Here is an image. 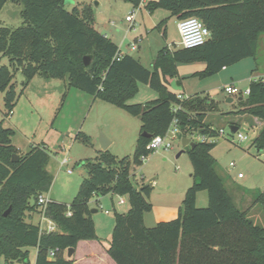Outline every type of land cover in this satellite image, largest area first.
I'll return each instance as SVG.
<instances>
[{
    "label": "trees",
    "instance_id": "1",
    "mask_svg": "<svg viewBox=\"0 0 264 264\" xmlns=\"http://www.w3.org/2000/svg\"><path fill=\"white\" fill-rule=\"evenodd\" d=\"M9 1L23 3L24 20L17 28L0 26V54L10 59L9 65H0V91L5 93L9 113L18 100L13 79L20 70L26 79L24 86L36 75L66 80L67 86L90 94L94 100L109 102L139 117L141 130L132 159L101 150L95 160L83 164L88 175L71 204L54 199L43 211L38 197L51 194L50 154L44 147L21 153L13 143L15 130L0 121V264L29 262L33 246L37 248L35 264H74V253L67 255L69 248H76L81 240L100 239L89 201L109 193L125 196L130 204L127 212L116 213L107 246L116 264H264V226L239 209L225 188L212 154L214 142L193 140L196 145L188 154L194 182L185 193L179 214L152 227L145 224V213L153 208L152 186H137L131 170L133 165L143 164L151 138L166 133L174 119L180 137L193 132L216 134L205 123L207 112L215 109L213 99L201 93L180 99L169 89L168 78L179 75V63L204 62L205 68L193 74L204 79L255 57L264 33V0L148 1L146 7L151 12L167 9L177 20L195 16L211 30L203 45L173 50L163 47L151 68L131 54L116 58L121 52L119 45L94 26L89 5L68 10L67 0H0V11ZM132 1L136 6L141 2ZM160 26L165 35V19ZM87 55L91 57L89 65L84 63ZM140 83L150 85L159 96L146 103H129L139 92ZM177 106L180 108L175 111ZM227 114L264 119V82L253 79L250 94L239 98L238 109ZM254 144L264 148V126ZM14 154L19 155L17 161ZM201 190L208 192L206 207L197 206ZM257 200L264 212V192ZM43 212L58 225V231L40 229ZM33 213L39 215L38 222L28 220ZM51 250H56L54 257L49 256Z\"/></svg>",
    "mask_w": 264,
    "mask_h": 264
},
{
    "label": "rangeland",
    "instance_id": "2",
    "mask_svg": "<svg viewBox=\"0 0 264 264\" xmlns=\"http://www.w3.org/2000/svg\"><path fill=\"white\" fill-rule=\"evenodd\" d=\"M150 1V0H148ZM147 1V2H148ZM91 6L94 14V26L99 31H106L115 41H123L125 50L137 37L142 38L138 44L136 55L140 48L144 51L143 64L150 67L153 55L168 46L169 40H177L176 19L170 16V11L158 8L156 12L160 19H165L169 40L165 38L164 29L152 26L149 22L150 11L146 4L141 7L134 5L132 0H67L66 8L82 9ZM23 3L9 1L0 12V26L17 28L23 25L21 11ZM134 15V27L126 19ZM163 17V18H162ZM173 43V42H171ZM120 48L121 43H117ZM203 62L179 63L181 73L184 70L195 71ZM8 56L0 54V65H9ZM204 79L177 78L172 81V88L181 93L199 91L209 95L215 104V109L207 112L205 123L213 131L209 141L214 142L212 154L216 158V170L223 184L239 209L245 211L256 224L264 226L262 204L257 200L264 192V148L254 144L264 119L256 124L249 114H227L239 107L240 95H227L220 86L219 79L233 81L234 85L245 90L253 79L264 78V33L260 35L258 52L255 57H249L229 66L221 75ZM233 77V80H232ZM25 76L17 71L13 82L16 85L18 100L9 110L5 105V93L0 91V121L15 130L13 143L21 153H28L33 147H44L50 154L47 169L53 177L51 193L56 200L71 204L80 188L83 179L88 175L84 167L87 160H95L103 150L101 139L111 142L107 148L111 153L133 158L140 137L141 120L124 109L109 102L94 100L93 97L72 86L60 78H46L36 75L27 86H24ZM185 80L183 84L180 81ZM198 87V88H197ZM197 88V89H196ZM159 93L146 83L139 84V92L129 103H146ZM9 114V115H7ZM256 124V125H255ZM232 125L239 130L232 131ZM223 129L224 134L219 131ZM79 132L81 136L78 137ZM238 133L248 136L241 141ZM198 132L189 133L194 141L199 140ZM82 136H85L84 139ZM190 146H184L182 139L174 142L170 150L161 149L151 153L142 165H133V181L137 186L148 184L152 186L151 202L153 208L145 213V224L154 226L162 208L176 206L178 216L185 193L194 182L193 165L188 154ZM181 154L178 156V153ZM68 157L70 160L64 166L61 161ZM235 165L232 166L231 163ZM73 169V172H68ZM242 177H239V174ZM120 197L126 200L119 204ZM209 204L208 192L201 190L197 196V206L206 207ZM130 204L125 196L109 193L103 196H93L89 201L92 218L97 234L106 241L112 236L117 212H127ZM31 219L38 222L39 215L33 213ZM168 219V220H169ZM167 220V219H163ZM37 248L31 247L29 262L15 261L13 264H35ZM74 259V258H73ZM4 260H2L3 262Z\"/></svg>",
    "mask_w": 264,
    "mask_h": 264
},
{
    "label": "built area",
    "instance_id": "3",
    "mask_svg": "<svg viewBox=\"0 0 264 264\" xmlns=\"http://www.w3.org/2000/svg\"><path fill=\"white\" fill-rule=\"evenodd\" d=\"M126 19L130 22L131 27H134L135 25L134 15L133 14L128 15ZM177 27H178V31L180 35V39L177 42V45L185 47V48H192V47L203 45L207 42V40L211 36V30L205 25V23L201 19L195 16H191V17H187V18L179 20ZM141 41H142V38L137 37L134 41L130 43V49L136 50L138 48L139 42ZM169 47L171 48V46ZM122 56H123L122 52H118L116 54V58L118 60H120ZM259 79H261L264 82V78H259ZM223 91L229 96L240 95V97H243V96H248L250 94V86L247 87L245 90H241L234 84H228L223 87ZM178 97L180 99L187 98L186 96H183L182 94H178ZM179 108L180 107L177 106L174 110L177 111ZM180 133L181 131L177 125V119H174L173 123L171 124V126L169 127L166 133L158 134L151 138V140L147 144L148 154H144L142 156V160L144 161L147 158V156H149L151 153L157 152L161 149H164V150L172 149L174 147L175 140L181 139ZM219 134L223 135L224 130L221 129L219 131ZM238 136L241 141L248 139V136L244 135L243 133H238ZM209 137H210V134H202V133L198 134L199 140H202V141H209ZM190 138L193 140L192 137ZM262 154L264 155V152ZM69 160L70 159L68 157H65L61 161V165L64 166L65 164L69 162ZM231 165L234 166L235 164L232 162ZM68 172L70 173L73 172V169H68ZM239 177H242L241 173L239 174ZM50 195L51 194H40L38 197V203L43 208V211L45 210L48 203L51 201ZM119 202L124 203L125 199L120 197ZM67 214L69 216L72 215V210L69 209ZM40 229L46 232H55L59 230V227L52 219L47 217L46 214L43 212L40 218ZM55 252L56 250H51L49 252V256L54 257L56 254Z\"/></svg>",
    "mask_w": 264,
    "mask_h": 264
},
{
    "label": "crops",
    "instance_id": "4",
    "mask_svg": "<svg viewBox=\"0 0 264 264\" xmlns=\"http://www.w3.org/2000/svg\"><path fill=\"white\" fill-rule=\"evenodd\" d=\"M141 2H140V4H139V7H141V5H144V4H146L147 3V1L148 0H140ZM8 3V2H7ZM6 3V4H7ZM6 4L4 5V7L6 6ZM135 5V4H134ZM3 7V8H4ZM2 8V9H3ZM157 11H158V9H156ZM156 10H154V11H150V14H149V17H148V19H149V22L152 24V26H155V27H158V24L162 21V20H164V18L163 19H160V17H158V16H155V15H157L156 14ZM1 12V11H0ZM169 17H174V16H171V13H170V16ZM175 19H176V17H174ZM176 24H178V21L179 20H177L176 19ZM163 26H160L159 28H162ZM100 32H102L103 34H105V35H107V36H109V37H111L110 35H109V33H107L106 31H100ZM163 34H164V32H163ZM165 36V38H169V36H168V33H167V30H166V34L164 35ZM176 36H177V40H175V39H172V40H169V42H168V47L169 46H171V48L170 49H174L175 47H177L178 45H177V42L179 41V39H180V35H179V31H178V27H177V34H176ZM112 39H113V36L111 37ZM113 41L115 42V43H121V48H120V50H121V52L123 53V54H131V55H133L134 57H136L137 59H139V61L143 64V60H145V54H144V51L143 50H141V48H140V50H139V52L135 55L134 54V52L138 49H136V50H131L130 48H126L125 50H123V48H124V44H123V41H121V42H117V41H115L114 39H113ZM171 42H173V43H171ZM120 47V46H119ZM165 47V46H164ZM162 49V48H161ZM160 49V50H161ZM159 50V51H160ZM158 51V52H159ZM157 56V55H156ZM154 55H153V60H154ZM153 62V61H152ZM151 64V66L150 67H148V68H151L152 67V63H150ZM144 65V64H143ZM200 65V67H199V69H195V71H190V70H184L182 73H181V70H180V68L182 67L181 65L179 66L178 65V71H179V75L177 76V77H174V78H168V87H169V89L171 90V91H173V92H175V93H177V94H182L183 96H186V97H189V96H191V95H193V94H195V93H200L199 91H196V92H194V93H185L186 91H185V89H184V92L183 93H181L180 91H176L175 89H173L172 88V86H171V84H172V81H174L175 79H177V78H184L185 80L186 79H189L190 81L192 80V79H201V78H199V77H197V76H194L193 74L194 73H196V72H198V71H201L202 69H204L205 68V63L203 62V64L201 63V64H199ZM146 66V65H145ZM228 68L229 67H225L223 70H221L220 72L222 73V71H227L228 70ZM221 73L219 74V75H221ZM218 74V73H217ZM214 76V75H213ZM219 76H217V81H218V86H220L221 87V89L223 90V87L225 86V85H228V84H234L233 83V81L232 82H230L229 83V81L228 80H222V79H219L218 78ZM185 80H182V81H180V84H183L184 82H185ZM232 80H233V77H232ZM198 88V87H197ZM196 88V89H197ZM159 96V95H158ZM231 97V96H230ZM157 98V97H156ZM229 98V97H228ZM94 99V98H93ZM155 99V98H154ZM261 121V119L260 118H258V117H254L253 116V122H255L256 124H258L259 122ZM255 124V125H256ZM263 126H264V124H263ZM262 126V127H263ZM262 127H261V129H262ZM260 129V130H261ZM183 138L184 137H181V139H182V141H183ZM110 144H111V142H110ZM17 147V146H16ZM181 154V152L180 153H178V156ZM120 200V199H119ZM118 203L119 204H125L126 203V200H125V202L124 203H120L119 201H118ZM176 206H167V207H165V208H162V212H161V214L159 213V215H158V220H163V219H169V218H172L175 214H176V208H175ZM28 220H31V218H28ZM39 221V220H38ZM99 236V238L100 239H89V240H81V241H79V243H78V245H77V247L75 248V252H74V256H73V258H74V264H116V262L111 258V256L108 254V252H107V246L109 245V242H110V238H111V236L109 237V240H107V239H105L106 241L104 242V240L100 237V235H98Z\"/></svg>",
    "mask_w": 264,
    "mask_h": 264
},
{
    "label": "water",
    "instance_id": "5",
    "mask_svg": "<svg viewBox=\"0 0 264 264\" xmlns=\"http://www.w3.org/2000/svg\"><path fill=\"white\" fill-rule=\"evenodd\" d=\"M90 60H91V57L90 56L87 55V56L84 57V63L86 65H89L90 64ZM240 99H242V97H240ZM228 101L232 102L233 101V98L232 97H229L228 98ZM231 128H232V131L233 132H237L239 130V127L237 125H232ZM143 135L144 136H150V134H147L146 132H143ZM101 145H102V148L105 150V149H107L109 147L110 141H108L106 138H102L101 139ZM183 145L184 146H188L189 145L190 147H194L196 145V142H194L190 137H184L183 138ZM18 159H19V155L14 154L13 160L14 161H17ZM50 198H51V200L56 199L55 194L54 193H51ZM74 252H75V248H69L68 249V252H67V255L68 256H71Z\"/></svg>",
    "mask_w": 264,
    "mask_h": 264
}]
</instances>
